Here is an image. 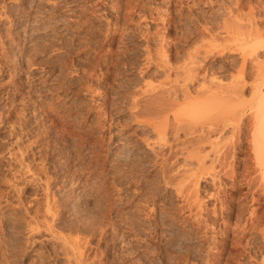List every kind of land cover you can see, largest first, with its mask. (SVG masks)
Wrapping results in <instances>:
<instances>
[{
	"label": "rangeland",
	"instance_id": "rangeland-1",
	"mask_svg": "<svg viewBox=\"0 0 264 264\" xmlns=\"http://www.w3.org/2000/svg\"><path fill=\"white\" fill-rule=\"evenodd\" d=\"M241 41L264 61V0H0V264L258 261L264 242L242 227L264 194L221 175L244 193L224 234L229 209L209 197V176L199 216L163 180L173 154L162 164L152 149L160 121L174 143L176 114L197 120V101L172 103L174 89L209 82H183L189 57L226 69L212 73L227 86L246 83L237 103L207 106L264 99L257 59L240 72L241 51L226 48Z\"/></svg>",
	"mask_w": 264,
	"mask_h": 264
},
{
	"label": "bare ground",
	"instance_id": "bare-ground-1",
	"mask_svg": "<svg viewBox=\"0 0 264 264\" xmlns=\"http://www.w3.org/2000/svg\"><path fill=\"white\" fill-rule=\"evenodd\" d=\"M231 11L233 10L231 9ZM207 28L208 27H206L205 30ZM254 28L255 27H253V29ZM256 29L253 30L254 33L256 32ZM202 33L204 35V32ZM252 33L253 32L249 33L247 36ZM257 33L259 34L261 32H256V34ZM234 43V46L231 47V45H226V48H228V50L232 49L234 51H241V60L238 66V70L240 72H243L245 69L247 56H249L251 60L255 58L257 59L256 61L259 62L260 59L258 60V54L255 48L248 51L245 49L246 44L244 42L241 41ZM247 44H250V42ZM252 44L253 43H251V45ZM221 48H225V46ZM225 50L226 49H221L222 52L219 50L220 54H222ZM208 52L209 50L206 52L207 57L210 54V52ZM211 52L213 51L211 50ZM192 57H189L191 61L194 58ZM205 58L206 57H204L203 60ZM195 60L198 61L194 62ZM195 60L193 59L192 62H188L183 68V82L185 83L186 79L193 81L199 76H201V78L205 77V80L208 76V73L211 72V75L209 74L210 77L208 76L209 80L206 79V81L209 82H201V84L195 88V93L192 92L193 90L191 88V90L189 89L190 85L189 87L187 85H183L184 87H181L178 91L177 89H174V99L172 103L176 104L177 101H183L188 105L189 101H197V104L191 105V108L189 107L191 109L190 112L193 113V117H196L194 115L199 114L196 117L197 120H195L192 125L189 122L190 125L188 124L189 126L185 127L186 124H184L185 126H182L181 121L185 117L186 110L182 109V111L185 110L182 112L184 115L176 114V126L172 127L171 129H173L174 141H180L177 143H173L172 140L167 138L169 123L167 124L166 121H160L157 124L155 123L157 141L154 144L158 149H152L155 152L156 157L161 160L160 162L162 164H166L165 162L168 156L173 154L174 159L172 161V165H176V168H169L163 165V169H161L164 177L163 180L167 185L169 184L170 187L175 188V190L178 191L177 193L184 194L183 196L189 200L188 203L194 206V210L196 213H198V215L200 212L201 214H204L202 212V210H204L202 209L203 203L198 197V187L199 184H201L199 181L201 179H206V175L209 176L213 184L216 185V187H214V192L209 193L207 191L209 197L211 196L220 202L222 207L227 206L226 208L229 209V214L226 215L227 222L223 223L224 226L222 228V230H224V234H227L230 230L228 221L233 217L238 219V216L241 212L239 200L244 193L242 192V187L237 185L234 186L231 191L226 190V185L222 182L221 175L229 176L236 183L240 181L241 185L244 184L248 189L254 188L255 190L261 191L264 194V99H260V97L257 96L259 95V91L254 89L250 92L252 96L249 95V97H256L253 98L254 100L259 98L260 100H255L256 102L251 101L248 102V104L240 102L241 105H239L240 103L238 102V104L232 107L216 106L211 108L210 106H207L219 101L231 102L236 101L237 99L239 100L240 97L244 96L243 94L246 91V83L242 80L234 85L227 86L225 83H222L220 80H218V76L216 77L213 74L214 72L219 73L218 71L225 72L227 71L226 69L222 67V70L220 65H218V67L216 66L217 64H208L207 66L201 63L203 60H200V62L197 58ZM257 65L259 66L257 67ZM257 65V71L255 74L258 76L263 75L264 61L262 60ZM228 68L229 67H227V69ZM229 70L230 69H228V71ZM263 78L264 76H262V79ZM249 99L251 100V98ZM231 103L235 104L237 102ZM191 113H188L190 115L189 117H192ZM164 115L167 117L165 112ZM185 118H188V115ZM245 118L249 119L248 122ZM171 125L173 126V124ZM180 130L183 134L182 137L180 135ZM212 134L214 136L216 135V140L215 138H212ZM226 134L228 137L222 142L221 137L225 136ZM164 150L167 151L165 152ZM178 157H183V163L179 164ZM249 159L252 160V164H254V167L252 168L254 169V172L252 171V173L256 172V174L250 175L248 171ZM238 178H240V180H238ZM249 213L250 217L248 216V222L246 221V225L242 227V234L248 233L250 231L256 232L264 242V212L258 213L255 210H251ZM229 252L233 254L234 250L230 249ZM220 257L221 252L215 253L211 257V262L213 261V264L214 262L215 264H219L221 262ZM255 260L257 261V259ZM255 260L251 261L253 262L252 264H264V255H261V258L259 259L260 261H257L258 263Z\"/></svg>",
	"mask_w": 264,
	"mask_h": 264
}]
</instances>
